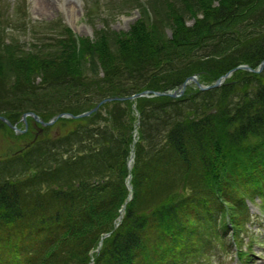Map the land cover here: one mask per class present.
<instances>
[{
	"label": "trees",
	"instance_id": "1",
	"mask_svg": "<svg viewBox=\"0 0 264 264\" xmlns=\"http://www.w3.org/2000/svg\"><path fill=\"white\" fill-rule=\"evenodd\" d=\"M179 1L157 0L163 15L149 3L127 30L93 38L57 22L52 39L69 53L3 63L0 112L48 120L106 95L175 89L190 74L209 83L264 58V0ZM86 83L97 97L75 96ZM91 114L58 117L16 154L26 171L0 181V264H192L229 229L239 256L251 257L239 230L246 199L264 200V66L208 89L188 83L175 97L106 101Z\"/></svg>",
	"mask_w": 264,
	"mask_h": 264
},
{
	"label": "rangeland",
	"instance_id": "2",
	"mask_svg": "<svg viewBox=\"0 0 264 264\" xmlns=\"http://www.w3.org/2000/svg\"><path fill=\"white\" fill-rule=\"evenodd\" d=\"M48 1V7L43 8L39 5L40 0H0V40H3L0 41V66L3 63L7 65L8 62L12 61L20 62L22 60H27V58L31 54H35L36 57L40 56V58L44 62L53 61V63H55L56 60H59L61 58L60 56L68 54L70 43H67V41L65 40L54 41L52 39L53 36L59 35V33L58 35H55L53 31L54 29L59 30L57 22L66 24L70 28L72 33L77 36H89L90 38H93L94 36H96L97 31L100 29H104L105 31L107 30V32H109L108 30H127L137 18H145L146 12L147 14H150V11H153L150 7H148L149 3V5L153 8H155V6H157L158 8L161 7L157 0ZM179 2H181V0ZM162 3L163 2L161 1V4ZM160 14H164L162 13L161 8ZM9 18H14L15 21L11 22L12 20H10ZM22 19L24 20V23L22 22ZM51 21H54V24L49 26L48 23H51ZM191 21L192 18H189L187 22L190 23ZM34 22L37 23V25H35V29L32 30L30 29V27ZM3 26L7 30L6 33L3 31L1 32ZM3 43H8L9 49L4 48ZM34 44H37L38 46L35 47ZM262 69L263 67L260 70L256 71L260 72ZM100 74H102V72H100ZM195 75L199 80L198 75ZM34 82L39 83L40 76L36 75ZM191 82L192 81H189L188 83ZM88 84L89 83L84 84V87L82 85H79V88L81 89L79 91L76 90L75 96L79 99H85L86 97H88V93H93V95H95V91H99L97 86H88ZM183 93L184 91L179 95ZM95 97L97 96L95 95ZM110 100H114V98ZM3 105L4 104L1 103L0 108L4 107L6 104L4 106ZM23 105L29 107L27 103H24ZM134 105L135 104H133V106ZM40 110H42V108ZM29 111L37 114L33 109H22L19 111L17 118L11 120V118L8 117L5 113L0 112V115L5 117V119L0 118V181L6 179V177H12V175L15 174V172L12 171L13 169H21L22 171H26V169L21 166L18 157L15 156L19 152L17 151V149L23 148V145H26V142L29 141L28 137L24 138L22 136V134L27 133L23 132L25 129V123H29L31 119L34 120V116L31 113H27L25 117L23 116L24 112ZM92 112L80 116L92 115ZM54 122L55 121H53V123ZM40 126L38 125V127ZM227 138L228 137L226 136L223 138L224 147L226 148V150L228 149L233 153L234 147L232 146L231 140ZM5 158H8L9 160H6ZM132 160L133 159H128V164H131L130 161L132 162ZM195 176L201 177V171L200 176L197 172L195 173ZM128 195H132L131 192ZM153 197L155 198V196ZM156 199L158 200L159 198ZM246 203L250 218L244 219V226L241 230H239V237L241 248H246L248 246L250 247L251 257L249 259H245L244 263H241L264 264V200L262 197H260V195L254 193L251 199H246ZM144 204L145 203L141 204V206H143ZM230 235L231 231H224L222 235V241L224 245H221L219 241H216L214 243V248H212L209 256L195 259L192 264H232L237 248L234 247L233 243L236 241V238L232 241Z\"/></svg>",
	"mask_w": 264,
	"mask_h": 264
},
{
	"label": "water",
	"instance_id": "3",
	"mask_svg": "<svg viewBox=\"0 0 264 264\" xmlns=\"http://www.w3.org/2000/svg\"><path fill=\"white\" fill-rule=\"evenodd\" d=\"M264 65V58L261 59V61L259 62L258 66L256 68L254 67H251L249 64L247 63H239L235 66H233L232 68H230L229 70H227L226 72H224L223 74H221L220 76H218L213 82H210V83H202L200 82L196 75L195 74H190L188 76L185 77V79L180 83V85L173 89V90H154V89H142L140 91H136V92H133L129 95H119V96H105V97H102L101 99H99L91 108L85 110V111H82V112H79V113H71V112H68V111H63V112H59L57 114H55L52 118H50L49 120L47 121H44L42 119H40L37 114L29 111V112H24L23 113V116L25 117V115L27 113H31L36 120H39L41 122V124H48V123H52L57 117L59 116H71V117H77V116H80V115H85V114H89L90 112L96 110L98 108V106L100 104H102L103 102H105L106 100H110V99H125V98H135L137 96H141V95H159V94H166V95H169V96H177L179 95L180 93H182L184 91V88L185 86L187 85V83L189 81H193L199 88L201 89H205V88H210V87H213V86H217L219 85L223 79L228 76L233 70L237 69V68H243V69H249V70H260ZM0 118L2 119H5V117H3L2 115H0Z\"/></svg>",
	"mask_w": 264,
	"mask_h": 264
},
{
	"label": "flooded vegetation",
	"instance_id": "4",
	"mask_svg": "<svg viewBox=\"0 0 264 264\" xmlns=\"http://www.w3.org/2000/svg\"><path fill=\"white\" fill-rule=\"evenodd\" d=\"M31 125H32V127H30L29 126V124L28 123H26V126H25V129H24V131L23 132H26V131H30V133L34 136L35 134H39L38 133V127H36V125H34V122L33 121H31ZM34 127V128H33ZM42 131H43V129H42ZM40 132V131H39ZM42 133V132H41ZM30 134V135H31ZM27 138V137H26ZM32 137L30 136V137H28V139L30 140ZM24 140V139H23ZM27 143V142H26ZM25 144V143H24ZM23 146H25V145H23ZM17 151H21V148H19V149H17Z\"/></svg>",
	"mask_w": 264,
	"mask_h": 264
},
{
	"label": "bare ground",
	"instance_id": "5",
	"mask_svg": "<svg viewBox=\"0 0 264 264\" xmlns=\"http://www.w3.org/2000/svg\"><path fill=\"white\" fill-rule=\"evenodd\" d=\"M49 4L48 0H40L39 5L43 8H47Z\"/></svg>",
	"mask_w": 264,
	"mask_h": 264
}]
</instances>
